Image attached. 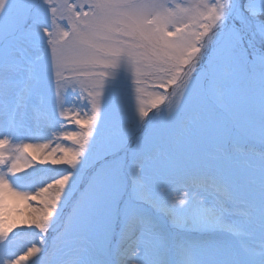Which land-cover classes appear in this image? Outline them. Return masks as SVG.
Instances as JSON below:
<instances>
[{
  "label": "snow or ice",
  "instance_id": "6c2138e0",
  "mask_svg": "<svg viewBox=\"0 0 264 264\" xmlns=\"http://www.w3.org/2000/svg\"><path fill=\"white\" fill-rule=\"evenodd\" d=\"M0 264H264V0H0Z\"/></svg>",
  "mask_w": 264,
  "mask_h": 264
},
{
  "label": "rangeland",
  "instance_id": "374dc122",
  "mask_svg": "<svg viewBox=\"0 0 264 264\" xmlns=\"http://www.w3.org/2000/svg\"><path fill=\"white\" fill-rule=\"evenodd\" d=\"M30 237H21V238H18L17 240V248L18 249H23L24 247H26L28 241H29Z\"/></svg>",
  "mask_w": 264,
  "mask_h": 264
},
{
  "label": "bare ground",
  "instance_id": "6f19581e",
  "mask_svg": "<svg viewBox=\"0 0 264 264\" xmlns=\"http://www.w3.org/2000/svg\"><path fill=\"white\" fill-rule=\"evenodd\" d=\"M30 171V170H29Z\"/></svg>",
  "mask_w": 264,
  "mask_h": 264
}]
</instances>
